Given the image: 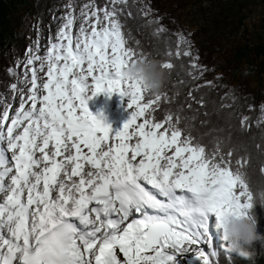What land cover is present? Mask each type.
Here are the masks:
<instances>
[{"label":"snow or ice","instance_id":"1","mask_svg":"<svg viewBox=\"0 0 264 264\" xmlns=\"http://www.w3.org/2000/svg\"><path fill=\"white\" fill-rule=\"evenodd\" d=\"M110 4L97 8L93 0L80 17L69 12L45 55L30 50L27 99L21 91L19 107L0 112V264H180L189 252L210 264L200 245L214 241L217 219L253 216L250 158L234 167L235 149L225 152L221 140L209 149L180 127L179 114L155 118L167 94L145 99L140 83L125 76L130 62L148 55L123 33L118 5L127 0ZM148 23L158 25L156 34L167 31L159 20ZM176 35L175 51L165 54L191 57L203 74L188 39ZM101 94L129 101L130 118L114 134L88 108Z\"/></svg>","mask_w":264,"mask_h":264},{"label":"rangeland","instance_id":"2","mask_svg":"<svg viewBox=\"0 0 264 264\" xmlns=\"http://www.w3.org/2000/svg\"><path fill=\"white\" fill-rule=\"evenodd\" d=\"M3 2L9 8V22L16 35L14 46L6 53L9 81L4 87L5 93H0V112L7 106H11L10 112L12 110L14 112L19 107L21 91L27 99L31 88V71L26 65L30 50L38 51L41 56L45 55L50 42L55 40L65 23L68 13L80 17L81 9L93 3V0H3ZM135 2L143 9L145 6L150 7L152 18L161 20L164 23L163 27L170 29L172 26L175 35L183 34L188 39L192 56H198V65L205 69L203 72L207 82L216 79L217 84L227 91L235 89L238 94L256 97L259 107L264 105V0H135ZM95 3L97 8L106 4L111 6L110 0L100 2L95 0ZM81 23L82 17L75 20L73 35ZM242 49L248 56L237 63L235 55ZM38 76L43 78L38 80V83L46 81V69L45 72H39ZM13 84L17 85L16 90L12 89ZM111 97L115 99V109H112ZM111 97L101 94L96 104L104 105L102 112L104 123L111 127L114 134L122 130L124 123L130 118L128 111L131 110L127 109L129 102L127 98L124 99L126 106L123 109L124 100L116 94ZM94 100L95 97L88 101L90 107L93 106ZM89 111L94 112L93 109ZM140 122L142 121H137ZM223 243L221 233L216 230L213 245L202 244L200 247L209 254L214 250H211V246L214 247L215 244V247H218ZM180 264H198V261L194 253L189 252L186 258H180Z\"/></svg>","mask_w":264,"mask_h":264},{"label":"trees","instance_id":"3","mask_svg":"<svg viewBox=\"0 0 264 264\" xmlns=\"http://www.w3.org/2000/svg\"><path fill=\"white\" fill-rule=\"evenodd\" d=\"M102 0H96L100 2ZM107 2V1H105ZM120 19L124 24L123 33L130 47L142 50L150 58L158 61H169L174 68L167 70L168 82L161 93H166L168 100H161L159 110L154 113L157 120L163 119L165 111L179 114L180 127L185 132H191L202 144L209 149L215 146L217 139L221 140L225 152L229 148L235 149L233 166L241 157H249V163L244 169L250 177V187L256 194L253 216L257 220V232L264 236V203L259 199V191L264 190V173L260 171L264 164V123L258 124L261 118V107L256 97H250L237 91H227L217 84L216 79L206 81V75L191 68V57L169 56L166 50L171 47L175 51L177 37L174 28L164 27L166 32L156 34V24H149L148 20H158L146 17L142 6L135 0H127ZM131 15H128V13ZM160 21V26L164 25ZM9 22V8L0 0V93H5L4 87L9 81L8 61L6 53L15 44V32ZM248 53L242 49L235 55L237 63L247 58ZM191 73V74H190ZM195 75L198 78L193 79ZM210 82V83H209ZM153 95L145 94V99ZM155 107V106H154ZM248 117L245 124L242 119ZM187 118V119H185ZM218 248L217 246L215 247ZM214 248V250H215ZM251 251L253 259L246 261L234 253L219 250L218 256L213 257L210 252V264H229L227 255L232 257V264H264V242H256Z\"/></svg>","mask_w":264,"mask_h":264},{"label":"clouds","instance_id":"4","mask_svg":"<svg viewBox=\"0 0 264 264\" xmlns=\"http://www.w3.org/2000/svg\"><path fill=\"white\" fill-rule=\"evenodd\" d=\"M124 74L128 79L139 82L146 94L150 95L161 93L168 82V74L162 63L149 56L130 62ZM215 227L221 233L224 250L246 261L253 259L252 246L256 242H264V236L257 232L254 216L217 219Z\"/></svg>","mask_w":264,"mask_h":264},{"label":"bare ground","instance_id":"5","mask_svg":"<svg viewBox=\"0 0 264 264\" xmlns=\"http://www.w3.org/2000/svg\"><path fill=\"white\" fill-rule=\"evenodd\" d=\"M47 30V29H46ZM41 77V76H40ZM42 82H44V81H42ZM99 96V95H98ZM98 96H96L95 97V100H94V103H93V106H91L90 107V104L88 105L89 106V108L90 109H93L94 110V112H92V111H90L92 114L94 113V116H97L98 118H101L102 120H103V122H104V117H102V112H103V110H104V105L103 104H96V100H99L98 99ZM112 98V109H115V107H116V102H115V99L113 98V97H111ZM96 105H97V107H96ZM102 105V106H101ZM125 106H126V100H124L123 101V109L125 108ZM89 109V110H90ZM13 112V110L10 112V114ZM132 143H135V138H134V140L133 141H131ZM131 142H129L130 144H131ZM129 155H131L130 153H129ZM74 179H76V178H74ZM0 198H2V197H0ZM187 255H188V253L187 254H185L184 256H183V258H186L187 257Z\"/></svg>","mask_w":264,"mask_h":264}]
</instances>
